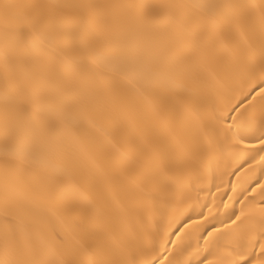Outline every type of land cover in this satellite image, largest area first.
I'll return each instance as SVG.
<instances>
[{
	"label": "bare ground",
	"instance_id": "1",
	"mask_svg": "<svg viewBox=\"0 0 264 264\" xmlns=\"http://www.w3.org/2000/svg\"><path fill=\"white\" fill-rule=\"evenodd\" d=\"M262 245L264 0H0V264Z\"/></svg>",
	"mask_w": 264,
	"mask_h": 264
},
{
	"label": "snow or ice",
	"instance_id": "2",
	"mask_svg": "<svg viewBox=\"0 0 264 264\" xmlns=\"http://www.w3.org/2000/svg\"><path fill=\"white\" fill-rule=\"evenodd\" d=\"M237 219H239V218H237ZM262 248H264V245H262Z\"/></svg>",
	"mask_w": 264,
	"mask_h": 264
}]
</instances>
